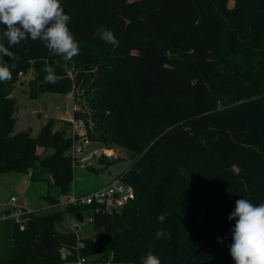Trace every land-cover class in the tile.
<instances>
[{"label": "trees", "instance_id": "1", "mask_svg": "<svg viewBox=\"0 0 264 264\" xmlns=\"http://www.w3.org/2000/svg\"><path fill=\"white\" fill-rule=\"evenodd\" d=\"M61 3L79 55L65 61L29 39L10 47L19 59L4 57L16 67L0 83V174L46 181L43 198L55 208L71 193L69 150L88 139L126 150L130 164L115 179L134 197L112 213L85 204L45 213L21 208L18 219L0 218V264H142L148 252L161 264H235V220L228 218L235 202H264V0ZM4 30L0 43L9 47ZM107 30L115 44L101 39ZM45 65L57 83H44ZM26 72L29 98L72 93L71 117L82 133H67L72 123L53 118L36 136L13 133L11 92ZM37 147L51 151L39 155ZM96 159L109 162L103 153ZM79 213L102 233L63 227L64 216ZM158 230L165 236L157 239Z\"/></svg>", "mask_w": 264, "mask_h": 264}, {"label": "clouds", "instance_id": "2", "mask_svg": "<svg viewBox=\"0 0 264 264\" xmlns=\"http://www.w3.org/2000/svg\"><path fill=\"white\" fill-rule=\"evenodd\" d=\"M70 20L61 0H0V25L6 26L3 36L9 46L0 43V83L10 81L12 70L16 67L15 64L5 63L4 57L19 59L9 49L23 41L40 40L49 52L63 57L65 61L79 55V45L69 28ZM101 39L106 43H116L110 30L102 32ZM43 71L47 73L44 83H57L59 77L53 67L45 65ZM228 218L235 220L229 246L235 264H264V202L257 205L246 198L238 199ZM158 220L163 223L165 216L160 215ZM156 236L159 239L165 233L158 230ZM142 264H161V261L148 252L142 258Z\"/></svg>", "mask_w": 264, "mask_h": 264}, {"label": "rangeland", "instance_id": "3", "mask_svg": "<svg viewBox=\"0 0 264 264\" xmlns=\"http://www.w3.org/2000/svg\"><path fill=\"white\" fill-rule=\"evenodd\" d=\"M230 3H232V1H230ZM29 76L30 72L19 74V81L11 92L16 104V122L13 133L30 129L31 135L36 136L41 126L50 118L59 121L63 119L67 120V118L71 117L72 110L77 108V106L73 103L72 93L48 91L40 94L37 98H29L25 93ZM80 127L79 125L73 126L71 124L67 133L71 131L79 132ZM83 148V153H85L91 148V145H86ZM110 150L113 156L107 157V161H109L107 164L94 159L92 167H85L78 163L73 165L71 193L79 195L98 188L110 182L117 174L128 168L131 160L126 150L120 147H113L110 148ZM50 151V149L44 151L41 147H37L36 149L39 155L49 153ZM69 153H72L71 149ZM48 179L50 178L48 177ZM46 191V181H33L30 179L29 173L7 172L0 174L1 208H10L13 211L23 208L27 211L36 210L39 213L61 209L63 207L62 203H59L55 208H50V206L47 205L46 200L43 198ZM52 193H54V190ZM10 197H13L14 201H10ZM84 218L85 219L80 223L79 235L102 233L100 229L93 231L86 220V216H84ZM67 221L72 222L73 217L71 215H66L61 222L62 224H66ZM63 264L105 263L94 261H65Z\"/></svg>", "mask_w": 264, "mask_h": 264}, {"label": "built area", "instance_id": "4", "mask_svg": "<svg viewBox=\"0 0 264 264\" xmlns=\"http://www.w3.org/2000/svg\"><path fill=\"white\" fill-rule=\"evenodd\" d=\"M73 126H77L79 123L76 122L72 117L67 118ZM90 141L88 139H81L74 141L71 150H72V156L75 163L82 164L85 167H90L93 165V160L96 159V153L101 152L104 156L111 157L113 156L112 151L110 149L106 148H99V147H93L90 148L88 151L83 153L84 146L90 145ZM134 192L132 188L126 184H124L119 179H114L98 188L92 189L90 191H87L83 194H73L70 193L69 196L62 202L63 205H85V204H94L99 207L103 208H113L114 210H118L120 207H122L125 203H127L129 200L133 199ZM10 201H14L13 197H10ZM5 208H1L0 205V218H6V217H13L15 219H18L21 215V209H18L16 211H12L10 214H5L4 211ZM82 216V221L85 219L84 215ZM87 222H90L92 220V217H86ZM81 221V222H82ZM80 221H78L75 217H73V221L69 222L67 228L71 231H74L76 233H79L80 231ZM79 262H84L83 258L78 259ZM105 264H111L109 261L105 262Z\"/></svg>", "mask_w": 264, "mask_h": 264}, {"label": "water", "instance_id": "5", "mask_svg": "<svg viewBox=\"0 0 264 264\" xmlns=\"http://www.w3.org/2000/svg\"><path fill=\"white\" fill-rule=\"evenodd\" d=\"M100 154H101V152L99 151V152L96 153V156L98 157ZM108 212H109V213H112V212H113V208L109 207V208H108ZM75 218H76L78 221H80V222L82 221V216H81L80 213H79ZM61 257H62V258L65 257V253H64V252H62Z\"/></svg>", "mask_w": 264, "mask_h": 264}, {"label": "crops", "instance_id": "6", "mask_svg": "<svg viewBox=\"0 0 264 264\" xmlns=\"http://www.w3.org/2000/svg\"><path fill=\"white\" fill-rule=\"evenodd\" d=\"M78 125L81 126L80 124H78ZM78 125H77V126H78ZM82 132H83V128H82V126H81L80 129H79V132H78V133H82ZM90 145H91V148L96 147V145H95L94 143H92V142L90 143ZM114 179H115V177H114ZM114 179H113V180H114ZM111 181H112V180H111ZM62 205H63V204H62ZM62 225H63V227L67 228L68 221H67L66 224L63 223Z\"/></svg>", "mask_w": 264, "mask_h": 264}]
</instances>
